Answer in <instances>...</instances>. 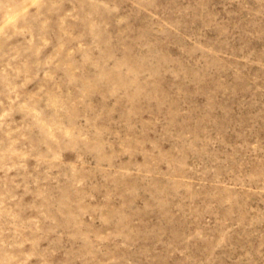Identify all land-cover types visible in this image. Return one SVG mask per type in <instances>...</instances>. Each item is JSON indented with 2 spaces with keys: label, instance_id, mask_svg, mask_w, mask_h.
Returning a JSON list of instances; mask_svg holds the SVG:
<instances>
[{
  "label": "rangeland",
  "instance_id": "1",
  "mask_svg": "<svg viewBox=\"0 0 264 264\" xmlns=\"http://www.w3.org/2000/svg\"><path fill=\"white\" fill-rule=\"evenodd\" d=\"M0 264H264V0H0Z\"/></svg>",
  "mask_w": 264,
  "mask_h": 264
}]
</instances>
